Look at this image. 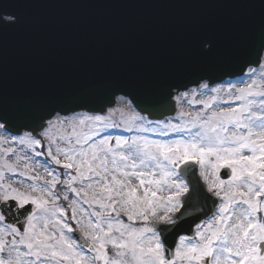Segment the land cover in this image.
Wrapping results in <instances>:
<instances>
[{
  "label": "snow or ice",
  "instance_id": "6c2138e0",
  "mask_svg": "<svg viewBox=\"0 0 264 264\" xmlns=\"http://www.w3.org/2000/svg\"><path fill=\"white\" fill-rule=\"evenodd\" d=\"M16 21L0 11V32ZM190 48L217 55L210 35ZM239 72L169 85L189 110L166 119L143 109L117 122L111 109L51 107L70 98L0 91V155L15 157L0 163V264H264V34ZM186 217L193 234L170 246Z\"/></svg>",
  "mask_w": 264,
  "mask_h": 264
},
{
  "label": "water",
  "instance_id": "95a60500",
  "mask_svg": "<svg viewBox=\"0 0 264 264\" xmlns=\"http://www.w3.org/2000/svg\"><path fill=\"white\" fill-rule=\"evenodd\" d=\"M0 11L17 17L0 32V91L10 103L56 96L76 103L51 107L82 104L78 111L103 114L122 96L153 119L176 113L171 84H188L196 74L214 84L240 76L264 34L260 0H0ZM200 34L217 42L210 61L191 52V38ZM192 231L186 217L167 242L174 246Z\"/></svg>",
  "mask_w": 264,
  "mask_h": 264
},
{
  "label": "rangeland",
  "instance_id": "374dc122",
  "mask_svg": "<svg viewBox=\"0 0 264 264\" xmlns=\"http://www.w3.org/2000/svg\"><path fill=\"white\" fill-rule=\"evenodd\" d=\"M177 105H178V107H177L178 108V112L181 110L182 107H183V109L185 111H188L189 110V108L187 106H183L182 104H179V103H177ZM200 107H201L200 105H196L195 108L192 109V110H198ZM109 110L110 109L106 110V112H105L104 115H109ZM111 110H112L111 117H112V119H114L117 122H120L121 121L122 112H123L124 118H127V115L129 114V110L135 112L133 110V108L131 107V105L126 100L120 99V98H118L117 107L114 106L113 108H111ZM178 112H177V114H178ZM109 131L110 132H113V131L121 132L122 130L121 129H111ZM129 134L132 135L133 133H129ZM39 159L44 160L45 157H40ZM5 161H7V162H14L15 161V157L14 156H3V155H0V163L5 162ZM20 163L22 164L23 161H21ZM49 167H51L52 169H55L56 171H63L62 169H60L56 165H49ZM198 173H199V171H198Z\"/></svg>",
  "mask_w": 264,
  "mask_h": 264
}]
</instances>
